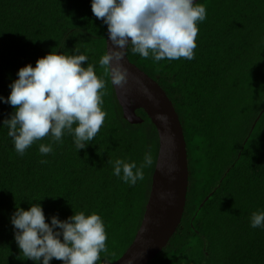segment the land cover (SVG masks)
I'll return each instance as SVG.
<instances>
[{
	"label": "trees",
	"instance_id": "obj_1",
	"mask_svg": "<svg viewBox=\"0 0 264 264\" xmlns=\"http://www.w3.org/2000/svg\"><path fill=\"white\" fill-rule=\"evenodd\" d=\"M195 58L154 62L128 58L165 91L180 118L187 144L189 188L183 220L150 264H264V227L252 228L264 211V0H201ZM53 48L84 54L105 80L103 126L84 149L67 133L62 143L46 136L16 153L3 121L14 108L0 101V264H36L14 239L16 206L40 203L46 220L96 212L105 224L113 264L130 248L142 225L159 154V136L145 111L133 125L124 116L110 75L99 66L107 52V26L91 0H0V96L18 70ZM75 49H79L76 53ZM55 50V49H54ZM82 66H87L84 62ZM52 144L42 155L40 144ZM152 165L135 185L113 175L116 159ZM46 160L47 163H41ZM51 264H63L53 259Z\"/></svg>",
	"mask_w": 264,
	"mask_h": 264
},
{
	"label": "clouds",
	"instance_id": "obj_2",
	"mask_svg": "<svg viewBox=\"0 0 264 264\" xmlns=\"http://www.w3.org/2000/svg\"><path fill=\"white\" fill-rule=\"evenodd\" d=\"M91 10L107 26L112 48L99 59V66L116 87L128 80L122 60L129 46L133 54L144 59L151 56L154 62L194 59L198 24L207 18L206 6L194 0H91ZM17 77L9 85V95L0 96V101L14 108L3 127L18 155L46 136L62 143L65 133L71 135L77 152L95 138L107 115L103 110L106 83L87 55L59 53L53 48L35 66L21 67ZM157 119L166 122L167 118L158 115ZM39 152L52 153V144H40ZM152 162L150 151L139 165L116 159L113 175L135 185ZM10 222L21 253L36 264H51L53 259L63 264H102L101 253H107L105 224L96 212L81 211L66 220L53 215L49 222L42 205L30 203L27 210L16 206ZM250 225L264 227V211L253 212ZM135 260L130 257L127 264Z\"/></svg>",
	"mask_w": 264,
	"mask_h": 264
},
{
	"label": "water",
	"instance_id": "obj_3",
	"mask_svg": "<svg viewBox=\"0 0 264 264\" xmlns=\"http://www.w3.org/2000/svg\"><path fill=\"white\" fill-rule=\"evenodd\" d=\"M111 48L107 39V51ZM122 63L128 80L123 87L114 88L125 119L133 125L142 124L144 120L137 111H145L157 128L160 147L142 225L130 248L113 264H127L130 257H136L134 264H150L169 244L183 220L189 188L187 144L180 118L165 91L130 62L128 49ZM158 115L165 116L166 122L157 119Z\"/></svg>",
	"mask_w": 264,
	"mask_h": 264
}]
</instances>
